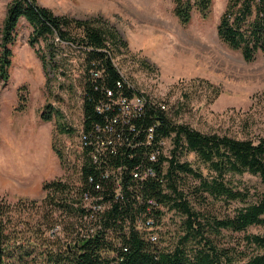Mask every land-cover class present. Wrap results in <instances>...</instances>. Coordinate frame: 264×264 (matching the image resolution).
Returning <instances> with one entry per match:
<instances>
[{"label": "trees", "instance_id": "trees-1", "mask_svg": "<svg viewBox=\"0 0 264 264\" xmlns=\"http://www.w3.org/2000/svg\"><path fill=\"white\" fill-rule=\"evenodd\" d=\"M213 4L174 0V12L188 26L195 13L207 19ZM22 21L32 28L29 44L54 97L56 89L81 93L84 124L75 184L44 183L42 201L0 197V264H264V233H249L264 230V136L239 139L176 123L166 103L140 92L116 65L127 45L114 27L56 15L38 0L8 6L0 38L4 82ZM217 31L246 61L256 60L264 54V0H228ZM136 98L143 105L133 106ZM190 153L196 168L182 161ZM244 175L257 177L262 189L242 182ZM187 177L198 184L188 188ZM167 212L182 222L164 232ZM57 213L75 219L70 234ZM57 227L63 238L53 234Z\"/></svg>", "mask_w": 264, "mask_h": 264}, {"label": "rangeland", "instance_id": "rangeland-1", "mask_svg": "<svg viewBox=\"0 0 264 264\" xmlns=\"http://www.w3.org/2000/svg\"><path fill=\"white\" fill-rule=\"evenodd\" d=\"M12 1L0 0V38ZM38 2L59 16L101 18L114 27L127 45L115 59L116 65L140 92L166 103L176 123L239 139L264 136V54L248 62L220 40L217 28L228 0H214L209 17L195 13L188 26L176 17L174 0ZM31 33L32 28L22 21L9 80L0 78V197L12 204L20 199L42 201L46 197L43 185L48 181L63 179L75 184L79 178L76 146L84 124L81 93L56 89L59 97H54L43 63L29 44ZM49 77L54 79V74ZM20 102L24 109L19 111ZM50 111L52 120L44 121L42 116ZM172 147L170 141L167 155ZM182 161L198 167L192 153ZM239 179L262 189L257 177ZM185 181L191 189L198 184L191 177ZM56 217L65 222L70 234L75 219L59 213ZM181 222L179 214L167 212L164 232ZM62 228L53 234L63 238ZM249 233L263 234L264 230L252 227Z\"/></svg>", "mask_w": 264, "mask_h": 264}, {"label": "built area", "instance_id": "built-area-1", "mask_svg": "<svg viewBox=\"0 0 264 264\" xmlns=\"http://www.w3.org/2000/svg\"><path fill=\"white\" fill-rule=\"evenodd\" d=\"M122 102H125V101H122ZM131 104L133 105V106H141V105H143V101L141 100V99H139V98H136V99H134V100H132L131 101ZM127 109V108H126ZM128 110V109H127ZM81 147V146H80ZM154 159V158H153ZM58 229H59V227H57L55 230H54V232H59L58 231Z\"/></svg>", "mask_w": 264, "mask_h": 264}]
</instances>
